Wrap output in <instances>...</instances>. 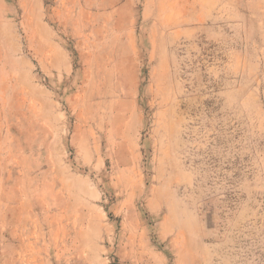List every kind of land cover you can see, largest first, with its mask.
Listing matches in <instances>:
<instances>
[{
  "label": "rangeland",
  "instance_id": "rangeland-1",
  "mask_svg": "<svg viewBox=\"0 0 264 264\" xmlns=\"http://www.w3.org/2000/svg\"><path fill=\"white\" fill-rule=\"evenodd\" d=\"M0 264H264V0H0Z\"/></svg>",
  "mask_w": 264,
  "mask_h": 264
},
{
  "label": "bare ground",
  "instance_id": "bare-ground-1",
  "mask_svg": "<svg viewBox=\"0 0 264 264\" xmlns=\"http://www.w3.org/2000/svg\"><path fill=\"white\" fill-rule=\"evenodd\" d=\"M100 81H101V80H100ZM100 81H99V82H100Z\"/></svg>",
  "mask_w": 264,
  "mask_h": 264
}]
</instances>
